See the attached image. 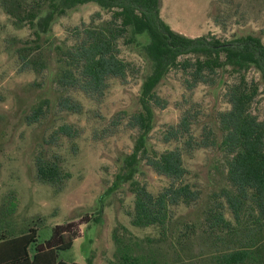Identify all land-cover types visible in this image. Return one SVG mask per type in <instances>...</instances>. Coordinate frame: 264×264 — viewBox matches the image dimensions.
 <instances>
[{"label": "rangeland", "instance_id": "rangeland-1", "mask_svg": "<svg viewBox=\"0 0 264 264\" xmlns=\"http://www.w3.org/2000/svg\"><path fill=\"white\" fill-rule=\"evenodd\" d=\"M3 1L0 0V218L4 217L3 206L12 199L17 207L8 222L16 229L25 224L41 226L39 240L47 238L54 225L70 223L69 233L76 230L78 236L70 249L60 252V258L68 262H85L92 255L94 264H121L114 256L112 234L116 231L130 244L131 254H146L156 258L158 264H213L210 254L229 246L225 242L215 244L214 238L204 233V210L226 184L216 151L197 149L184 154L189 177L201 189V198L190 206L174 208L166 235L159 227L131 223L134 194L125 178L128 174L124 161L133 150L136 131L125 119L121 124L113 121L122 110L130 114L140 108V86L150 72V61L143 50L147 37L138 35L132 39L127 34L119 39V56L131 63L124 81L111 78L98 100L73 92L82 104L81 112L58 111V91L53 81L59 65L58 48L70 42L74 26L88 24L91 19L101 24L110 19L111 12L89 2L56 15L41 40L46 67L37 72L26 68L18 55L24 41L34 38L32 30L26 22L16 21L17 12ZM160 15L173 30L187 36L209 32L227 39L250 33L264 42V0H161ZM215 16L221 25L215 22ZM232 75L226 67L219 70L213 85L199 84L187 91L182 72L171 70L156 87L168 103L163 109H155L147 144L159 150L176 145L162 142L161 134L167 124L178 121L181 108L199 110L196 134L202 125H213L214 111L226 106L221 92ZM247 76L259 80L254 67ZM44 98L51 101L50 108L30 122L33 105ZM252 111L264 119L262 94L253 103ZM61 124L71 127V136L61 134ZM37 162L58 166L60 181H42ZM133 178L153 193L166 184L165 177L143 162ZM100 208L101 220L96 223L92 218Z\"/></svg>", "mask_w": 264, "mask_h": 264}, {"label": "trees", "instance_id": "trees-1", "mask_svg": "<svg viewBox=\"0 0 264 264\" xmlns=\"http://www.w3.org/2000/svg\"><path fill=\"white\" fill-rule=\"evenodd\" d=\"M89 2L109 10L110 19L101 24L91 19L88 24L74 26L70 42L58 48L59 65L53 74L58 91L55 104L58 111L80 113L82 104L73 92L98 100L111 78L124 81L131 69V63L119 56V39L127 34L132 39L138 35L147 37L143 50L150 61V72L140 86V108L130 114L122 110L113 121L121 124L125 119L136 131L133 150L124 161L128 174L125 178L134 194L131 223L137 227H159L161 234L166 235L174 208L190 206L201 198V189L189 177L184 154L211 149L219 156L226 184L204 210V233L212 236L215 244L229 245L215 249L210 254L211 261L264 264V119L252 111L256 98L264 96L261 37L247 33L225 39L209 32L187 36L163 20L161 0H4L17 12L16 21L26 22L34 35L18 49L26 68L40 72L46 67L41 40L54 17ZM214 20L222 24L218 16ZM226 67L233 75L223 86L221 99L226 106L214 111L213 125H202L196 134L199 110L181 108L178 121L167 124L161 134L162 142L176 145L161 150L149 146L147 137L153 128L155 109H163L168 103L156 91L163 78L171 70H178L183 74L185 90L191 91L199 84L213 85L219 70ZM251 67L259 73V80L247 76ZM50 105L48 98L39 100L31 109L29 121L38 120ZM58 129L71 136L69 125L61 124ZM140 162L166 178V184L157 193L133 178ZM37 174L48 183L61 179L55 164L37 162ZM16 207V201L9 199L1 210L4 217L0 218V264H79L60 258V252L70 249L78 236L76 230L69 233L70 223L54 225L51 234L39 240L37 232L41 226L25 224L16 229L8 222ZM101 213L100 208L92 220L99 223ZM112 235L116 244L114 256L121 264H158L156 258L146 254H131L130 244L119 238L116 231ZM84 264H94L93 256L86 257Z\"/></svg>", "mask_w": 264, "mask_h": 264}, {"label": "crops", "instance_id": "crops-1", "mask_svg": "<svg viewBox=\"0 0 264 264\" xmlns=\"http://www.w3.org/2000/svg\"><path fill=\"white\" fill-rule=\"evenodd\" d=\"M73 244H74V241H73ZM72 244V245H73ZM72 247V246H71ZM68 262V261H67ZM73 262H76V261H73ZM76 263H79V264H84L85 262L82 260V261H77Z\"/></svg>", "mask_w": 264, "mask_h": 264}]
</instances>
